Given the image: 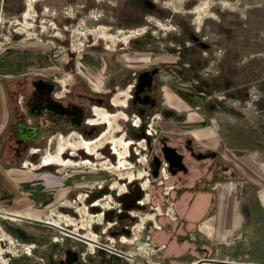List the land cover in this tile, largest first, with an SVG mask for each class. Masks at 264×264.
Here are the masks:
<instances>
[{"label":"rangeland","instance_id":"1","mask_svg":"<svg viewBox=\"0 0 264 264\" xmlns=\"http://www.w3.org/2000/svg\"><path fill=\"white\" fill-rule=\"evenodd\" d=\"M37 80L64 104L91 105L93 127L60 135L56 124L38 121L47 134L22 146L15 125L37 121L27 109ZM211 137L212 145L200 144ZM188 138L204 158L186 150ZM128 139L135 143L125 146ZM84 140L91 149H82ZM63 146L64 165L39 168L40 157ZM112 148L128 150L121 166ZM168 149L188 171L171 165ZM218 182L227 183V200L235 187L236 205L264 207V0H0V210L17 216H0V264H64L73 249L87 264L105 256L114 264H190L202 256L199 238L210 250L218 243L211 231L185 230L180 197L188 183L209 189L214 203ZM149 192L156 208L138 209ZM118 197L137 198V218L115 216ZM151 214L162 232L154 233ZM130 224L133 243L118 242ZM234 239L219 245L223 259L264 264V220Z\"/></svg>","mask_w":264,"mask_h":264},{"label":"crops","instance_id":"2","mask_svg":"<svg viewBox=\"0 0 264 264\" xmlns=\"http://www.w3.org/2000/svg\"><path fill=\"white\" fill-rule=\"evenodd\" d=\"M193 138L195 139L194 136ZM199 142L201 145H205V143L212 145L216 142V139L211 137L208 140H199ZM190 143L191 138L186 139V145L189 144V146H186V150H188L189 153L192 152L193 156L198 159L204 158L205 154L200 151L195 152L193 146H190ZM207 151L210 152L208 154L211 156L217 155L215 151ZM175 154L176 157H179L181 164L183 165V169L181 170L186 171V167L182 161V154H180L178 151ZM221 167H223V169H221L222 174L218 170L217 175H219L222 179H225V168L227 167L224 165ZM218 184V186H214L215 188H211L212 191H217L216 201L214 203L211 200L212 193L209 189L201 188L193 190V187H188V183L184 193L180 197V205L177 212L183 220V226L185 227V230L192 231L194 236L199 235H197L198 231H202V235L205 234V231L207 230L211 231L212 242H215V244L218 243L217 248H212L210 250L209 248L207 249V246H209L207 241L204 238H199V242L197 241L195 245L198 250L197 252L201 253L202 256L196 260L190 261V264H261L260 261L259 263H237L230 260L228 257L224 259L222 258L220 254L222 251L219 249V245H229L233 242L236 244L234 241L236 235L242 234V232L243 235H245L246 231H252V229L257 225H260L261 227L262 221L264 220V207L260 204L253 206L251 202H245V204L240 203V205H236L237 197L232 194L237 192L235 187L233 189H227L228 192H231L228 197L232 196L227 200V194L225 196L224 189V186H226L224 184L227 183L218 182ZM222 197H224V199ZM212 204L213 206H211ZM258 220H260V222H257ZM186 241L187 243H192L191 241L194 240L193 238H186ZM161 247L164 248L165 245H162ZM183 261L184 260L177 262L176 260L169 259V262L172 264H180Z\"/></svg>","mask_w":264,"mask_h":264},{"label":"flooded vegetation","instance_id":"3","mask_svg":"<svg viewBox=\"0 0 264 264\" xmlns=\"http://www.w3.org/2000/svg\"><path fill=\"white\" fill-rule=\"evenodd\" d=\"M34 88L35 89L33 91V97L27 101V109H28V114H29L28 116L33 117V116H36V114H37V116L35 117L37 120L36 123L30 125V124H26L24 122H18V124L15 125V129H17L15 132V136H16V139L20 141V144L22 146H26L28 144H35V142L39 143L38 138L40 137V135L41 134H43V135L47 134V130L49 129L48 126H46V125L44 127L40 126L39 124H37L38 121L44 122L46 120H49L50 121L49 123H51L53 125L56 124L57 128L61 129V132H59L60 135H63L62 131L64 130V128H67V127H68V130L65 132V134L70 133V132H72V133L79 132V133L83 134L81 131L84 128H82V127H89V128L93 127L90 124L91 119L93 118V115H94V112H92L91 105H89L85 109L83 106H81L80 104H76L75 102L64 104L63 101H60L56 97L53 96V92H54L53 88L54 87L47 82H41L39 80L34 81ZM97 102L100 103L101 101L100 102L97 101ZM101 103L104 104L106 106V108H109V110H113V108L111 107L112 102L110 103V100L108 98H106V100L102 101ZM129 114L131 115V113H129ZM38 118H39V120H38ZM95 128L97 129V127H95ZM84 136H85V138H88L87 134ZM187 146H189V144H187ZM33 149H36L37 152L33 153ZM39 150H40L39 147H32L30 152H31V154H33V156H36L37 153L39 152ZM168 151L171 153L170 154L168 152L170 155V158H169L170 163H173L174 162L173 160L175 159L173 157L176 156V154L174 152H172V150H170V149H168ZM107 153H109L108 150H107ZM41 158L42 157H40V159ZM39 160H38V162H39ZM182 161L186 167L185 169L188 171V167L185 164L183 159H182ZM203 161L205 162L207 160H202V162ZM174 167H176V166H174ZM162 172H166V170L163 169ZM165 179H167V178H165ZM162 183H164V182H162ZM142 196H143V193L141 194V197ZM148 196H150V202H148L147 204H143V203H141V205L138 204V205H140V206H138L139 207L138 209L146 208L147 207L146 205H149L150 209L156 208V207L152 206V202H151L152 198H151L150 192H149ZM141 197H138V200ZM93 205L94 204H92L90 207L96 208ZM132 208L134 209V208H136V206L133 205L132 207H130V210H132ZM130 210H129L130 219L134 220L135 218H137V215H134V214L132 215L130 213ZM103 211H105V210L103 209ZM162 214H163V212L161 211V214L158 216H161ZM102 215H103V212H102ZM155 221H156V223H158L157 219ZM50 224L54 225V222L50 223ZM101 224H98V225H101ZM112 226H113V224L109 225V226L104 225L102 228H106V230H105V232H106L107 228L112 227ZM55 227H58V226H55ZM133 227L134 226H132V224H130V226H128V227L126 226L125 228H123V229H125V230H122L123 235H119L117 241L121 242L120 239L123 236L130 238V236L132 234V228ZM152 227H153V229H155L154 233H156L157 231L162 232L161 226L157 227V226H155L154 223H152ZM80 235H83V234H80ZM72 237L75 239H78V240H83L77 236H72ZM104 247L106 248V250L105 249H102V250H105L108 252H110L112 250H114V252L118 251L116 248H114V247L110 248L106 244H104ZM117 256H119V255H117ZM119 257H122V256L120 255ZM127 257H132V255H127ZM67 258H71L70 263L67 261ZM114 258H115L114 256L113 257L111 256L110 258H109V256L108 257L105 256V258L101 260L100 264H114ZM207 258H208V256H207ZM57 260H58L57 256H52L53 262H55ZM81 260L82 259L76 250H74V249L68 250L66 253V258H65L64 264H87V262L84 263L85 261L82 262Z\"/></svg>","mask_w":264,"mask_h":264},{"label":"bare ground","instance_id":"4","mask_svg":"<svg viewBox=\"0 0 264 264\" xmlns=\"http://www.w3.org/2000/svg\"><path fill=\"white\" fill-rule=\"evenodd\" d=\"M122 105V103H117L116 104V106H121ZM123 119H125L126 118V115H123V117H122ZM107 127V129H109V126H110V122L108 121V123H107V125H106ZM149 133V132H148ZM147 136H149V135H147ZM112 143H115L114 141H112ZM133 143H135V141L134 140H132V139H128V141H124L123 142V144L125 145V146H128L129 144H133ZM91 145H92V143H91V141H83V143H82V149L85 151L86 149H91L92 147H91ZM64 149V146H63V148H59L58 149V151L56 152V154H54V155H52L51 153H47L45 156H42V158L39 160V162H38V165H39V168L40 167H44V166H61V165H64V161H65V158L67 157V156H65L64 155V153H65V151L63 150ZM88 151V150H87ZM86 151V152H87ZM114 155L115 154H118V151L117 150H114L113 148L110 150ZM35 152H37V150L36 149H33V153H35ZM127 153H128V150L125 148L124 149V154H122V153H119L118 155H120L121 156V158H120V162H119V165L121 166L124 162H125V156L127 155ZM124 155V156H123ZM130 180V179H129ZM2 211V210H1ZM86 211V210H85ZM4 212V211H3ZM87 212V211H86ZM4 216H8V217H14V216H16V215H13L12 216V214H7V213H5L4 212ZM17 217V216H16ZM148 220H150V221H153L154 222V224L158 227V223H156V219H155V216L154 215H150L149 216V218H148ZM144 223V222H143ZM54 225L55 226H58L57 225V223L55 222L54 223ZM92 233V232H91ZM75 236V235H74ZM83 237H84V239H86V241H90V242H93V240L95 239V237H96V234L95 233H92L91 234V236H87V235H85V234H83ZM85 237H87V238H85ZM92 237V238H91ZM135 239V238H134ZM120 241L122 242V243H127V244H131V243H133V240H130V239H128V238H126V237H121V239H120Z\"/></svg>","mask_w":264,"mask_h":264},{"label":"water","instance_id":"5","mask_svg":"<svg viewBox=\"0 0 264 264\" xmlns=\"http://www.w3.org/2000/svg\"><path fill=\"white\" fill-rule=\"evenodd\" d=\"M143 136L144 137H142V138L148 137L145 134ZM173 158H175V159L173 160L174 162L171 163V165L176 166L178 169H183V165L181 164V161H180L179 157L174 156ZM118 199L121 201V209L115 214V216L118 218V217H120V215H124V214L125 215H130L129 214L130 207H132L135 204V199H137V198L134 197V198L130 199V201L127 204L123 202V197H118ZM102 212L104 214H106L108 211L107 212L106 211H102ZM4 215H5L4 212L0 210V216H4ZM14 217H16V216H14ZM20 218L27 219V220H32V219H28V218H24V217H20ZM46 224H48V223H46ZM50 225H52V224H50ZM52 226L55 227V225H52ZM68 232L70 234H72V235H75V236L81 238V239H84L83 237H81L79 235H76V234H73L70 231H68ZM101 249H103V248H101ZM67 261L70 263L71 258H67Z\"/></svg>","mask_w":264,"mask_h":264}]
</instances>
